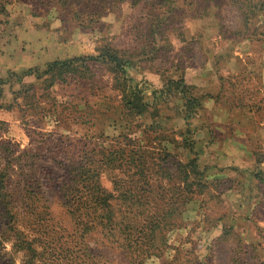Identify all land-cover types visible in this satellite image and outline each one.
Returning a JSON list of instances; mask_svg holds the SVG:
<instances>
[{"label":"rangeland","instance_id":"rangeland-1","mask_svg":"<svg viewBox=\"0 0 264 264\" xmlns=\"http://www.w3.org/2000/svg\"><path fill=\"white\" fill-rule=\"evenodd\" d=\"M0 21V76L99 57L3 86L0 264H264V146L231 125L264 112V0H0ZM136 84L155 115L126 108ZM230 135L248 174L204 166Z\"/></svg>","mask_w":264,"mask_h":264},{"label":"trees","instance_id":"trees-1","mask_svg":"<svg viewBox=\"0 0 264 264\" xmlns=\"http://www.w3.org/2000/svg\"><path fill=\"white\" fill-rule=\"evenodd\" d=\"M0 23L2 24L3 22L0 21ZM105 56H107V55L105 54ZM108 56L111 58L112 61H114L117 64L118 70H120V72H121V77L124 78V76H125L124 67L126 64L124 62H122L121 59H118V57L115 55H108ZM96 59H99V57H94V55H88V57H86V59L76 57L73 59L62 60V61L61 60H54V61L50 62L47 65V68L42 70V71H39L38 69H33V68H28V69L22 70L20 73L9 70L8 74L5 77L0 76V98L3 96V86L5 84H8L11 82L10 81L11 75L22 77V76H27V75L31 74L32 72L38 74L37 80H39L40 82L38 84L31 83L29 85V87L26 89V91L23 92L25 97L28 98L30 96L32 98L34 95L39 94V91L37 90L36 87H42V85H44V89L46 91H48L49 88H52V86L56 82H65L66 81L65 75L70 74L72 72H75L79 66H82V65L77 64L79 61L92 62L93 60H96ZM45 76H46V78H45ZM171 83L176 84L177 93H181L182 98H184L185 102L187 103V104H183V105H186V108H189V107L191 108L193 106L199 105V102H197L199 98L196 96L190 95L191 89L185 83V81L183 80V77H180L178 80H172ZM126 88L127 87L125 86L124 102H125L126 108L133 109V111L136 113V115H142L144 113H147L149 111V109L152 108L154 110L152 112V115H155L154 112L156 111V108L153 104H151L149 99L146 97L144 89L140 88L138 84L131 86V88L128 91H126ZM13 93L15 94L14 100L17 101L18 95H20V91H17V92L14 91ZM50 93H52V92H50ZM169 93H171V90H170V92L169 91L167 92V94H169ZM42 95H46V92L42 93ZM13 106H14L13 103H9V105L7 107L12 108ZM0 107H2L1 103H0ZM194 150H195L194 147L191 146L190 151L191 152L193 151L192 153H195V158H193V160L196 161V159H197V162H198L199 156ZM122 159H124V158H122ZM257 160L259 161L260 158H257ZM205 169H207V168H205ZM256 177L262 181V179L264 177V171L258 170V172L256 173ZM94 198L96 201H99L100 207H105V209H107V207L111 208L108 198H102V199L99 197H94ZM111 215L113 216V213L112 214L110 213V216ZM122 222L123 221L118 222L119 225L121 224V226H122L123 225Z\"/></svg>","mask_w":264,"mask_h":264},{"label":"crops","instance_id":"crops-1","mask_svg":"<svg viewBox=\"0 0 264 264\" xmlns=\"http://www.w3.org/2000/svg\"><path fill=\"white\" fill-rule=\"evenodd\" d=\"M1 53L2 52H0V54ZM252 121H253V123L232 122L231 125L234 127L233 129H235L240 134L238 135V133H237V135L235 137L233 135H230V136L226 137L225 139H220L219 143H220V145H223L222 147H220L222 149L221 151L223 152L222 156H224V153L227 152V151H223V149L228 148L226 146H231V145H229L230 143H228V142H231L232 137H234L235 139H238L241 137V141L243 144L242 146H244L245 148H247L246 146L248 143H252V142L262 144L264 146V112L262 113V116H260V117L258 116V118L256 120H252ZM228 129L231 130L232 128H228ZM245 150L250 151L249 148L244 149L243 152H240L239 150H236V149L231 150L228 153H230L232 155L224 156L225 159H221V158H217V157H215V159H213L209 156H205L204 166L208 167L207 165H211L210 170L221 167L220 170H222V169L224 170V172H221V174H220L222 176H230V177H232L231 175L237 176L238 172L248 174V171L256 168L258 163H257V158H255V156H253L250 152H246ZM216 163L219 165H217ZM261 164H264V162H261ZM262 168H264V167H262ZM258 170H260V169H256V171L254 172V175H255L254 177L256 178V180H259L256 177V173L258 172ZM233 177H235V176H233Z\"/></svg>","mask_w":264,"mask_h":264}]
</instances>
